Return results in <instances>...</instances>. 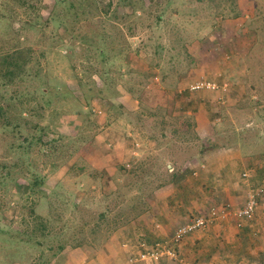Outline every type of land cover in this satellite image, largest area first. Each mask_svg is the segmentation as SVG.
I'll return each instance as SVG.
<instances>
[{
  "label": "rangeland",
  "instance_id": "1",
  "mask_svg": "<svg viewBox=\"0 0 264 264\" xmlns=\"http://www.w3.org/2000/svg\"><path fill=\"white\" fill-rule=\"evenodd\" d=\"M0 13V264L178 254L179 227L210 217L186 238L229 206L189 209L158 242L141 221L168 182L191 207L210 149L251 163L231 175L245 195L264 189V0H0ZM200 113L212 140L196 134Z\"/></svg>",
  "mask_w": 264,
  "mask_h": 264
},
{
  "label": "crops",
  "instance_id": "2",
  "mask_svg": "<svg viewBox=\"0 0 264 264\" xmlns=\"http://www.w3.org/2000/svg\"><path fill=\"white\" fill-rule=\"evenodd\" d=\"M205 114H198L197 118L194 119V127L200 139L212 140V137L216 135H214L212 122L204 119ZM223 149L222 147L210 149L207 150V154L204 151V155L200 154V157H198L200 159L199 167L196 168L201 169L203 175L201 173L202 176L199 177L201 179L199 181V194L198 196L195 195L197 201L188 199L187 203L190 204L191 202V207L185 203L186 197L176 190L178 186L182 185H179L180 182H168L157 188L154 197L155 199L157 197L160 203H157L156 206L153 203L150 218L152 221L149 228L144 221H141L143 227H145L141 230L144 231V236L153 237L157 242L167 238L172 233L168 235L167 232L172 229L173 221L180 216L182 220L186 219L188 212H190L189 209L196 210L197 207L202 206L201 210L207 208L205 210L207 212L211 206L223 205L229 206L233 210L243 204L245 200L243 185L239 186L236 181L231 179V175L233 169H236L237 166L241 165L243 166L241 168L244 169L249 167L248 165L251 163L246 164L243 162L246 160L238 157L240 154L237 155L233 147V150L230 148ZM206 155L208 156L207 161L204 159ZM236 157L239 161L235 159ZM198 158L191 160V162L194 164L198 161ZM167 169L171 171L172 165H167ZM241 187L243 194H240L241 191H239ZM208 202V206L204 205ZM262 210L259 208L256 211L252 221H246L243 228L244 232H242V229L235 228V217L227 216V218L218 219L211 223L203 230L198 229L190 233L179 242L178 254L181 262L160 259L156 264H253L249 256L255 253L260 256L264 253V214L261 213ZM183 213L185 214L183 215ZM150 243L152 242L150 241Z\"/></svg>",
  "mask_w": 264,
  "mask_h": 264
},
{
  "label": "built area",
  "instance_id": "3",
  "mask_svg": "<svg viewBox=\"0 0 264 264\" xmlns=\"http://www.w3.org/2000/svg\"><path fill=\"white\" fill-rule=\"evenodd\" d=\"M211 85H212L211 82H197L194 85H191L190 87L196 89L202 86L212 87ZM263 196H264V189L262 187L247 188L245 200L240 207L233 210L229 207L221 208L219 210L217 208L212 207L213 216H218L219 214H222L224 216L230 215L233 218L234 217L236 218V222H235L236 226H242L245 223V221H249L253 218L257 207L259 206V204L261 205L263 203L262 200ZM207 218L210 217L208 215L207 217L205 216L196 217L193 218L191 224L189 225L187 224L186 226L179 227L171 238L172 244L173 245L179 244V242H181V240L185 237L186 234L190 232V230H193L195 228H200L201 226H203L205 222H207ZM156 246L157 245H155L152 249H150L145 253H141L140 258L148 256L147 258H150L154 261H159L160 259L161 260L167 259L168 261H173V262L176 261L178 263L181 262L180 257L171 247L167 246L165 250H159V248Z\"/></svg>",
  "mask_w": 264,
  "mask_h": 264
},
{
  "label": "trees",
  "instance_id": "4",
  "mask_svg": "<svg viewBox=\"0 0 264 264\" xmlns=\"http://www.w3.org/2000/svg\"><path fill=\"white\" fill-rule=\"evenodd\" d=\"M23 8H24V14L27 15L28 9H29V8H33V6L29 3V4H28V7L24 5ZM15 14H17V13H15ZM0 18H5V15H2V14L0 13ZM6 18H8V19L11 18V14L9 13L8 17H6ZM156 242H157V241H156ZM156 242H154L153 246L155 245Z\"/></svg>",
  "mask_w": 264,
  "mask_h": 264
}]
</instances>
